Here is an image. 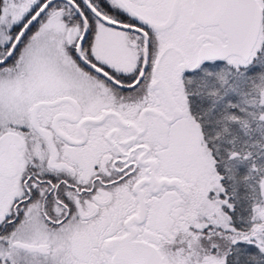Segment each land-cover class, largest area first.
Here are the masks:
<instances>
[{"label":"snow or ice","instance_id":"snow-or-ice-1","mask_svg":"<svg viewBox=\"0 0 264 264\" xmlns=\"http://www.w3.org/2000/svg\"><path fill=\"white\" fill-rule=\"evenodd\" d=\"M0 264H264V0H0Z\"/></svg>","mask_w":264,"mask_h":264}]
</instances>
